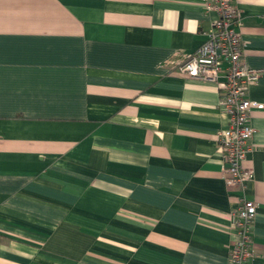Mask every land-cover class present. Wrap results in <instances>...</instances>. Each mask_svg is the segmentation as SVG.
<instances>
[{
  "label": "crops",
  "instance_id": "crops-1",
  "mask_svg": "<svg viewBox=\"0 0 264 264\" xmlns=\"http://www.w3.org/2000/svg\"><path fill=\"white\" fill-rule=\"evenodd\" d=\"M233 3L263 70L242 166L244 264H264V0ZM216 18L201 0H0V264L229 263V116L218 83L178 68Z\"/></svg>",
  "mask_w": 264,
  "mask_h": 264
},
{
  "label": "built area",
  "instance_id": "built-area-1",
  "mask_svg": "<svg viewBox=\"0 0 264 264\" xmlns=\"http://www.w3.org/2000/svg\"><path fill=\"white\" fill-rule=\"evenodd\" d=\"M201 2L206 9L214 10L217 18L211 22L205 42L181 61L178 68L193 78L216 82L221 88L220 106L229 116L227 127L219 133V148L224 157L222 175L229 186L241 187L243 191L235 212L237 237L230 249L228 264H244L252 255V226L258 207L257 202L246 197L252 171L242 166L253 133L250 110L258 105L247 97V92L263 70L252 68L242 60L243 40L236 29L241 24L240 13L233 0Z\"/></svg>",
  "mask_w": 264,
  "mask_h": 264
}]
</instances>
